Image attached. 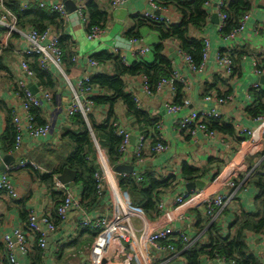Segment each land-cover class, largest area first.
<instances>
[{"label": "crops", "instance_id": "crops-1", "mask_svg": "<svg viewBox=\"0 0 264 264\" xmlns=\"http://www.w3.org/2000/svg\"><path fill=\"white\" fill-rule=\"evenodd\" d=\"M9 1L19 3L23 11L24 5L30 4L33 0H0V11H10L7 8ZM64 1L55 0L54 2L65 6ZM220 1L213 0L212 6L209 8L211 19L204 31L195 30L193 32V37L197 39L199 37L206 38L211 44L210 56L202 72H190L183 60L177 55L175 50L177 45L172 42L167 43L168 56L175 62L176 68L189 77L190 87L186 93L189 106L183 108L180 113L168 115L165 111V105L166 101L172 97L169 91L166 90L149 97L144 93L143 77L125 78L127 93L141 101L143 111L162 122L164 141L169 147L166 153L156 155L153 152V147H151V141H149L145 150L146 165L143 173L153 172L155 178L161 182L173 179L171 181L172 187L161 193L160 202L165 205V213L159 222L154 223V227L158 229L175 224V227L184 228L193 239L201 235L200 240L203 245H208L209 238L205 228L211 222L206 209L198 201H193L185 207L176 209L172 205L174 200L184 193H192L188 192L187 185L196 183L198 180H205L210 183L211 188L205 192L226 194L230 191L225 187L226 183L230 181L242 182L251 171L257 169L262 163L261 152L258 151V148L262 147L261 143L258 141L257 145L251 144L247 135L243 136L246 139L237 144L233 138L227 136L225 138L223 135L215 140L207 139L202 135L191 137L186 131H181L175 126L180 119L193 111L209 112L217 108L212 103L206 102L205 99L209 93L218 96L229 95L235 98L234 102L218 107V110L222 113V119L234 126L238 133L240 129L246 128L253 131L256 137H260L261 132H264L263 126L261 127L255 122L247 112L253 104V99H250L252 87L258 80H260L264 91V84L261 82L264 76L258 79L252 68L254 58L264 49V0H253V10L250 12L246 30L240 35L237 43H232L235 49L238 48L248 53L238 65L241 73L238 77L226 75L225 68L217 63V56L227 45L220 36L218 25L212 21L213 17L217 15V4ZM99 5L110 14V20L101 42L88 40L89 25L77 13L70 15L66 23L63 22L61 30L52 28L53 33L61 34V39L65 38L69 43L65 55L67 62L65 65L63 62V73L53 68L52 75L56 81L53 91L45 89L36 78L28 80L27 84L28 89L34 90L36 94L42 89L52 94L53 102L50 105L44 103L40 108L41 119L52 125V133L39 140L26 138L21 150L17 153H5L2 147V138L8 127L9 112L11 109L21 108V102L15 98V83L22 77L20 63L25 61V57L20 54L29 45L26 36L32 29L21 31L16 25V31L12 35L15 34L17 39H14L12 35L9 36L4 30L0 32V51L2 52L0 58V104L2 105L0 108V151L2 152L0 180L4 175H8L18 192L17 199L9 197L6 193L1 194L0 264H9L4 240L6 235L13 234L17 229H23L26 222L25 218L31 212L41 217L52 215L55 211V189L53 190V188L55 181L63 173L54 177V184L48 176L60 163L55 162L54 158L66 160L72 153L73 148L64 142V135L70 130H76V127H72V120H68L66 117V109L72 97L73 87L86 75L94 76L106 72L114 75L115 68L113 65H102V68L95 69L88 65V60L108 52L118 54L126 59L129 66L142 60L148 64L155 62L153 53L138 59L134 55L136 45L127 36L128 33L134 31L152 49L160 45L161 38L158 30L150 27L146 20H141L143 19L141 14L148 10V0H130L119 9L125 11L126 14L123 12L120 15H117L116 10L105 1H99ZM171 17L176 24H180L182 21L181 14L175 8L171 10ZM170 49H174V52L170 53ZM74 50L81 56L79 65L71 62V56L75 53ZM208 90L209 92L206 93ZM95 94L97 96L106 95L105 92L99 90H95ZM108 113V107H99L95 109L93 118L98 124H102L107 119ZM114 114L117 119L115 123H121L136 141L142 131V125H139L138 121L129 114L123 101L116 103ZM222 139L231 144L230 149L224 147ZM25 161H30L36 168L32 166L21 168V163ZM185 165L200 170L203 175L206 174L205 177L197 180H185L182 173ZM118 166L135 168L134 145L130 147L126 156L116 167ZM116 167H114L115 172ZM118 175L116 172V176ZM71 189L76 190L78 187L75 186ZM258 194L259 191L256 188L248 185L246 189L243 188L237 194L236 200L219 215L217 220L224 237H227L229 227L243 211L256 212ZM102 213L103 208L99 207L96 214ZM183 215L188 218L187 223L178 221V217ZM79 220L80 214L76 211L70 213L68 219L58 226L57 234L49 238L45 250L41 251L35 247L37 244L33 245V253L29 256L20 255L19 262L21 264H89L92 254L84 250V255L81 256L78 252L84 246L91 245L94 238L90 243L87 242L91 236L81 234L84 229L79 227ZM181 223L185 225H181ZM62 242L65 243V248L62 247L59 254H56V249L59 244H63ZM248 242L250 253L264 264V234L250 233ZM71 245L73 246L71 247ZM63 248L64 250L60 254ZM145 251L146 260L134 261V264H187L183 255L172 258L171 254L149 247ZM127 255L134 258L135 252L132 255L129 253ZM206 264L213 263L207 261Z\"/></svg>", "mask_w": 264, "mask_h": 264}, {"label": "built area", "instance_id": "built-area-1", "mask_svg": "<svg viewBox=\"0 0 264 264\" xmlns=\"http://www.w3.org/2000/svg\"><path fill=\"white\" fill-rule=\"evenodd\" d=\"M55 0H33L30 4H25L23 11L29 10L31 8H38L41 10H46L50 13H55L60 16V19L64 23L67 22L70 15L66 7L61 3H55ZM76 5V12L84 20L86 24L88 23V18L85 15L86 4L91 0H71ZM105 1L111 8L118 10L124 7L130 0H96ZM212 2L208 4L207 10L212 6ZM225 7V1L221 0L217 4V17L219 20L218 29L221 38L226 42V47L217 56V63L223 66L226 70V75L232 76L234 69V64L232 61V51L236 50L232 43H237L240 35L246 30L247 23L250 19V12L242 19L240 27L235 30L230 35L223 37L221 35L222 30L225 27V23L228 17L223 13ZM172 8H163L159 6L158 0H148V10L142 13V18L153 24H162L166 26H171L176 24L174 19L171 17ZM210 13V12H209ZM211 16V14H210ZM211 19V17H210ZM17 18L10 11H0V32L2 30L6 31L9 36L16 31ZM105 33V29L94 27L88 31L89 41H100ZM28 47L23 50L20 54L24 56L38 55L40 57V67L42 70L52 73L53 68L58 69L63 73V62H64V52L60 48L61 34L53 33L52 28L48 29L44 33H39L35 30L29 31L27 33ZM205 44L204 49V62L200 68L195 67L192 62L191 57L182 51L178 46L175 50L177 55L183 60L187 69L190 72H202L205 68V64L210 56L211 44L208 39L199 37ZM132 43L136 45L134 48V55L138 58H144L147 55L153 53V49L146 45L143 38L131 39ZM238 49V48H237ZM72 56V63L76 64L78 61L76 58V50ZM2 52L0 51V58ZM124 64L130 67L126 59H123ZM92 68L100 69L102 65L95 60H90L89 64ZM175 70L169 79L162 80L158 87L157 92L152 93L148 85V80L144 79V93L149 96L158 95L164 91H169L170 100L166 101L165 111L168 115H173L180 113L183 108L189 106V101L185 100L183 106H177L174 104V96L176 94V84H181L185 86L186 92L190 87L189 77L183 74L174 62ZM253 73L258 78L261 79L264 76V49L259 53L257 57L254 58L253 62ZM20 71L22 77H20L15 83V98L21 102L20 109H11L12 121L17 132L16 147L15 152L17 153L21 150L23 142L26 138L32 140H39L48 137L52 133V125L46 124L45 126H38L36 124V119L31 113L34 108H41L43 104L49 105L52 97L45 90H40L38 94H33L28 89V80L35 78L33 70L30 68L26 61L20 63ZM53 74V73H52ZM92 75H86L84 78L79 80L75 87L72 89V97L66 110V117L69 119L74 118L76 115H82L87 121L88 117L94 114L96 106L91 100V96L94 95L95 90L88 87V83ZM252 91H263L260 80L255 83L252 87ZM250 99H253L252 94ZM207 103H212L217 108L209 112H197L193 111L186 117L180 119L176 123V128L181 131H186L191 137H196L202 135L207 139L215 140L220 134L212 132L206 126L209 119H220L222 118V113L218 110V107H223L231 102H234L235 98L233 96L220 97L218 95L212 94L206 97ZM136 103L141 108V101L136 99ZM255 122L263 126L264 129V116H260L255 119ZM116 134L123 138V144L121 146L120 153L125 157L128 150L132 146V134L129 133L121 123L114 124ZM156 138L159 141L157 146L153 149L156 155H161L169 150L168 145L164 141L163 135V124L160 121L156 129ZM154 135L151 132L148 134L146 131H141L135 141L134 145V158H135V168L134 172L130 175L123 174L116 176L114 167L110 164L108 157L100 146H97V158L100 166L99 171L95 175L97 183V195L100 199V206L103 208L102 214H96L99 207L90 209L84 206L81 190L78 188L76 190H67L65 185L59 180L55 181L54 189L55 191L63 194V200L57 208V214L62 222L68 219V216L73 211L80 214L79 227L86 228L93 231H97V235L94 237L93 243L84 246L79 250V255H84V250L92 254L89 264H134V261L140 262L145 261L147 254L146 249L153 248L155 250L171 254L176 258L179 255H183L184 252L189 250L197 241L200 240L201 235H198L194 239L190 237L189 233L185 231L184 228L175 227V224L170 226L161 227L156 229L154 223L159 222L163 214L165 213V205L163 202H159V215L156 216L155 220H150L142 209L133 206L131 196L128 192L121 189L120 180L123 177H135L137 181L142 182L143 170L146 165L145 150L147 149L150 137ZM247 135L250 139L251 144L257 145L259 141L261 143V148L258 151L261 154L264 152V132H261L260 137H256L254 132L242 128L237 132L236 139H234L237 144L240 143L243 136ZM226 138V136H225ZM224 147L226 149L231 148V144L222 139ZM2 157V152L0 151V158ZM264 157H262V161ZM36 166L30 161L22 162L20 167L25 168ZM14 170V169H13ZM253 171H251L246 179H244L239 184L235 182H228L225 187L230 190L228 193L220 194L214 192L205 191H195L192 193H184L178 196L172 205L176 209L187 206L193 201L200 202L206 209L208 217H211V222L205 228V232L208 231L210 226L216 221L219 215L224 212L235 200L237 194L243 189L244 185L248 182L249 177ZM6 193L9 197L13 199L18 198V192L13 185L10 177L4 175L0 180V198L1 194ZM103 204V206H101ZM96 211V212H95ZM179 222H186L188 218L186 216L178 217ZM176 222V220H175ZM181 225H185L181 223ZM58 227L51 219V215H45L38 217L36 213L31 212L28 216V220L25 222L23 229H17L13 234L5 236V249L8 256L9 264H21L19 262V256L33 253V245L37 244L41 250H45L48 246V240L52 235L57 234ZM204 234V233H203ZM180 240L184 244L182 250H178L174 245L168 244L175 240ZM33 240V241H32ZM63 243V242H62ZM59 244L56 249V254H59L60 246ZM64 247V246H62ZM135 252L134 258L126 256V254L132 255ZM213 264H235L234 262H228L225 258L217 257L214 260H204L203 264L206 262Z\"/></svg>", "mask_w": 264, "mask_h": 264}, {"label": "trees", "instance_id": "trees-1", "mask_svg": "<svg viewBox=\"0 0 264 264\" xmlns=\"http://www.w3.org/2000/svg\"><path fill=\"white\" fill-rule=\"evenodd\" d=\"M212 0H158L159 6L163 8H175L182 16L180 24L166 26L162 24L149 23L150 27L158 30L161 38L160 45L153 49L155 62L148 64L146 62H136L130 67H127L123 58L118 54L103 53L96 56L94 59L101 64H111L115 68L114 75L109 73H99L91 77L88 87L92 90L105 92L106 95L91 96V100L95 103L96 109L99 107H108L109 113L107 119L102 124H98L93 116L88 117V121L82 115H76L72 119V127L76 130H70L64 135V142L68 143L72 149V153L66 160L54 158L55 162H60L55 166L54 171L48 176L54 184V177L61 175L66 169H70L77 173L76 186L81 190V197L85 207L94 209L100 206V199L97 195V183L95 179L96 173L100 166L97 158V141L100 148L105 151L110 164L116 167L124 156L120 153L123 144V138L116 134L114 127L117 121L114 114V107L118 101H123L132 115L142 125V131H146L150 137L151 147L157 146L159 141L155 134L158 119L152 118L147 112L139 108L136 103V98L127 93L125 78L127 77H143L148 80V85L152 93L157 92L159 83L164 79H169L174 70V61L168 56L167 43L172 42L179 46L186 54H188L195 67L200 68L204 62L205 44L202 40L193 37V32L204 31L210 21V13L207 6ZM253 0H227L223 13L228 17L225 27L221 32L223 37L233 33L240 27L242 19L253 10ZM7 8L17 18V28L21 31L33 29L39 33H44L50 28L61 30L63 28V20L55 13H50L46 10L31 8L22 11L19 3L9 1ZM85 15L89 20V29L98 27L106 29L110 20L108 11L103 10L96 0H91L86 4ZM145 21V19H141ZM17 39L16 35H12ZM131 39L141 38L138 33L131 31L127 35ZM68 40L62 38L60 40V48L64 54V65L67 62L66 51L68 50ZM224 51H221V53ZM248 53L240 49L232 51L231 57L234 64L232 77H238L239 63ZM73 56V55H72ZM71 56V62H72ZM93 59V58H92ZM25 61L35 74V78L44 86L45 89L53 91L55 88V79L52 73L44 71L40 67V57L38 55L25 56ZM176 94L174 104L183 106L186 100V89L181 84H176ZM206 91V93H208ZM253 104L247 110L248 114L254 120L260 116H264V91H251ZM212 94L208 93V96ZM207 96V97H208ZM220 96V97H227ZM0 108L2 105L0 104ZM31 113L36 119L38 126H45L47 123L41 119L40 108L32 109ZM208 129L217 134L236 139L237 131L234 126L228 124L224 119H209L206 123ZM17 132L12 121L11 111L9 112L8 127L5 135L2 138V147L5 153L15 152ZM246 139L243 137L241 140ZM3 152V153H4ZM264 157V152L260 154ZM146 156V155H145ZM183 177L185 180H197L204 178L203 172L191 168L187 165L183 167ZM120 185L123 191L130 194L133 206L143 210L145 215L150 220H155L159 215L158 204L162 192H166L172 187L171 179L161 182L155 178L153 172H145L142 175V182H138L135 177H120ZM239 184L240 182H235ZM252 186L259 191L256 199L258 207L256 212L243 211L235 218L233 224L229 227L227 237H224L221 232L220 223L218 220L210 226L207 231L209 238L208 245H203L201 240L197 241L189 250L184 252L183 256L187 264H203L204 260H214L217 257L225 258L228 262L235 264H262L259 258L250 253L248 235L264 234V160L260 166L255 169L244 185ZM54 190V188H53ZM55 211L51 215V219L58 227L61 224V219L57 214V208L63 200V194L55 191ZM26 221L28 217L25 218ZM211 220V217H210ZM209 220V222H210ZM208 225V224H207ZM84 229L82 235L91 236L87 240L90 243L96 235L97 231ZM178 250L184 248V244L178 239L172 243ZM77 245V244H75ZM73 245H71L72 247ZM37 247V246H35ZM39 248V247H38ZM65 248V247H64ZM61 250L60 254L63 252ZM40 249V248H39ZM43 251V250H41Z\"/></svg>", "mask_w": 264, "mask_h": 264}, {"label": "water", "instance_id": "water-1", "mask_svg": "<svg viewBox=\"0 0 264 264\" xmlns=\"http://www.w3.org/2000/svg\"><path fill=\"white\" fill-rule=\"evenodd\" d=\"M64 4L67 8V11L69 14H73L76 12V5L73 1L65 0ZM126 14L125 11L116 10V14L120 15L121 13ZM213 23L219 24V20L217 15H215L212 19ZM174 49H170V53H173ZM261 82L264 84V77L261 79ZM33 94H36L34 90H30ZM96 145L98 146L97 141L95 140ZM132 145H135V139L132 137ZM116 172L119 175L127 174L130 175L134 172L133 167H126V166H118L116 167ZM58 180L65 185L67 190H70L71 188H75L76 186V180H77V173L75 171H72L70 169H66L63 174L58 178ZM211 188L210 183H208L205 180H198L196 183H190L187 185L188 192H194V191H207ZM50 243V242H49ZM52 243V242H51ZM50 247V244H49ZM105 264V263H104Z\"/></svg>", "mask_w": 264, "mask_h": 264}, {"label": "bare ground", "instance_id": "bare-ground-1", "mask_svg": "<svg viewBox=\"0 0 264 264\" xmlns=\"http://www.w3.org/2000/svg\"><path fill=\"white\" fill-rule=\"evenodd\" d=\"M225 1V3L227 2V0H224ZM88 23H89V20H88ZM241 25V24H240ZM180 48V47H179ZM181 49V48H180ZM182 50V49H181ZM183 51V50H182ZM76 58H77V62H76V65H79V63H80V59H81V56L79 55V53L78 52H76ZM90 60H94V59H90ZM90 60H88V64H89V61ZM96 61V60H95ZM95 69H97V68H95ZM47 93H49L50 95H51V97H52V100H51V102H50V104L53 102V96H52V94L50 93V92H48V91H46ZM49 104V105H50ZM68 107V106H67ZM67 110V109H66ZM73 118H71L70 120H72ZM65 244V243H64ZM62 246H65V245H61L60 246V249L62 248Z\"/></svg>", "mask_w": 264, "mask_h": 264}]
</instances>
